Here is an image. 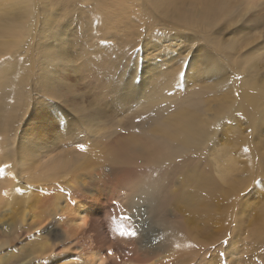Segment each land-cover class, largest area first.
Here are the masks:
<instances>
[{
  "label": "rangeland",
  "instance_id": "374dc122",
  "mask_svg": "<svg viewBox=\"0 0 264 264\" xmlns=\"http://www.w3.org/2000/svg\"><path fill=\"white\" fill-rule=\"evenodd\" d=\"M88 199L106 264H264V0H0V264Z\"/></svg>",
  "mask_w": 264,
  "mask_h": 264
},
{
  "label": "bare ground",
  "instance_id": "6f19581e",
  "mask_svg": "<svg viewBox=\"0 0 264 264\" xmlns=\"http://www.w3.org/2000/svg\"><path fill=\"white\" fill-rule=\"evenodd\" d=\"M181 121H183V120H181ZM181 123V122H180ZM179 122H176L175 121V123H173V124H166L163 128L164 129H166V131H164L163 130V133L164 134H162V135H169L170 134V129L173 127L174 128V131H173V135L174 136H176V130L180 133V129H181V131H182V133H183V135L182 136H185V135H187V137L188 136H190V131H191V129L189 128V127H187V130H185V121L183 122V124H180ZM163 128H161V129H163ZM186 131H189L190 133H187ZM162 132V131H161ZM172 133V132H171ZM175 133V134H174ZM186 137V136H185ZM184 140V139H183ZM147 142V141H146ZM145 142V143H146ZM183 142V141H182ZM185 143V142H184ZM139 145V144H138ZM143 145H144V143H143ZM148 144H146V146H147ZM145 146V145H144ZM150 146V145H149ZM155 147V146H154ZM151 148V147H150ZM152 149V148H151ZM127 150V149H126ZM125 150V151H126ZM153 150V149H152ZM120 151H118V153H119ZM122 152H124V150L122 151ZM127 152V151H126ZM163 152V151H162ZM125 153V152H124ZM128 153V152H127ZM122 154V153H121ZM154 154H155V151H154ZM116 155V154H115ZM119 156V155H118ZM128 156V155H127ZM155 156V155H154ZM122 157H123V154H122ZM125 157V156H124ZM123 157V158H124ZM158 157H159V154H158ZM114 159V158H113ZM116 159V158H115ZM121 160H123V159H121ZM131 169V168H130ZM123 170V169H122ZM135 170V169H134ZM134 170H132V173L134 174ZM125 171H126V169H125ZM131 171V170H130ZM141 172V169H139L138 170V173H140ZM124 172V171H123ZM127 172V171H126ZM125 172V175H126V177L129 179H131V176L133 177V174L131 175L130 173H126ZM141 173H143V172H141ZM144 174V173H143ZM143 174H142V177H143ZM151 174L153 175H151L152 177H154V178H156V179H158V180H160V182H162V183H166L167 181H166V179H165V177H164V173H163V171H162V169H151ZM119 175V174H118ZM141 175V174H140ZM149 175V174H148ZM136 176V175H135ZM147 176V175H146ZM150 176H148V178H149ZM140 178H141V176H140ZM123 179V178H122ZM157 190V189H156ZM160 191H158V193H159ZM158 193L156 194V195H158ZM94 194V193H93ZM83 196V195H82ZM84 197V196H83ZM108 197V196H107ZM86 199V198H85ZM79 200V199H78ZM82 200V199H81ZM88 200H90V199H88ZM96 200V199H95ZM98 201L97 202H100V200L99 199H97ZM106 200V199H105ZM104 200V201H105ZM93 201V199L92 200H90V201H86V200H84V201H79L78 202V204L76 205V207H75V209H73L72 210V212H70L67 216L68 217H66L67 219H68V221H70L69 223H70V225H71V228H72V230H73V232H75V234L77 235V237L78 238H80L81 237V239H87V240H89V243H88V250H89V252L91 253V251H92V258L90 259L91 260V263L92 264H106V263H104V257L102 256V254L100 253V251H101V249H103V248H101L100 249V247L101 246H103V245H105V244H107V242H109V241H107V239L109 238V232H108V230H107V228H106V224H105V222L103 221V220H98V208L95 206V203L96 202H92ZM102 201V200H101ZM105 205V204H104ZM103 205V206H104ZM100 208H101V206H100ZM103 213V212H102ZM165 221V220H164ZM166 224V223H165ZM175 224V223H174ZM179 226H181L180 224H179ZM179 228V227H178ZM169 229V228H168ZM172 229L175 231V232H173V234L174 233H176V224H175V226L174 227H172ZM181 228H179V230H180ZM163 231H164V229H163ZM182 231V230H181ZM184 231V230H183ZM172 233H170V236H172L171 235ZM177 234V233H176ZM169 236V238H171ZM174 238H175V236H173ZM173 237H172V242H173ZM166 238H168V237H166ZM181 238V237H180ZM176 239V238H175ZM162 240V239H161ZM175 241V240H174ZM174 243H176V242H174ZM173 243V245H176V244H174ZM166 245V244H165ZM170 245L172 246V243H170ZM167 246V245H166ZM172 248H173V246H172ZM165 250V249H164ZM113 264H115V263H113Z\"/></svg>",
  "mask_w": 264,
  "mask_h": 264
}]
</instances>
